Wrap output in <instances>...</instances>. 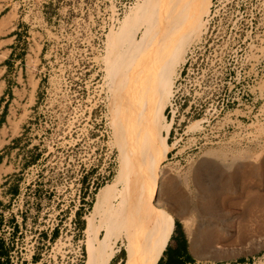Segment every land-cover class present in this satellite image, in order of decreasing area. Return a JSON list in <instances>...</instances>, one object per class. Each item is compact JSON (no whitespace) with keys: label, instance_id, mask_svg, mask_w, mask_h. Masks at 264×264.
<instances>
[{"label":"rangeland","instance_id":"obj_1","mask_svg":"<svg viewBox=\"0 0 264 264\" xmlns=\"http://www.w3.org/2000/svg\"><path fill=\"white\" fill-rule=\"evenodd\" d=\"M153 5L154 0H0V101L9 99L2 103L0 135L21 128L2 149L6 162L0 165V180L10 177V185L0 182L9 194L1 210L8 223L20 224L11 264H76L79 246L86 264L100 222L112 219L109 204L95 213L98 198L114 183L119 191L120 181L132 177L124 169L128 149L113 115L117 65L126 55L136 63V47L151 19L146 11ZM202 17L205 27L176 68L174 95L162 120L170 126V148L158 164L159 197L171 176L195 199L193 170L211 152L229 164L264 154V0H212ZM22 94L29 99H15ZM109 168L113 179L101 185ZM93 182L98 186L86 216L78 195L81 189L86 196ZM229 192L228 199L239 204H223L220 214L204 216L212 220L205 228L212 233L196 238L200 248L174 216L169 250L158 262L162 257L166 264L185 238L193 259L264 264V226L243 212L250 196L264 199V169L240 178ZM79 210L83 218L76 215L75 228L71 219ZM189 213L196 215L194 209ZM242 221L248 224L244 234ZM112 247L115 254L120 248L125 264L122 239Z\"/></svg>","mask_w":264,"mask_h":264},{"label":"bare ground","instance_id":"obj_2","mask_svg":"<svg viewBox=\"0 0 264 264\" xmlns=\"http://www.w3.org/2000/svg\"><path fill=\"white\" fill-rule=\"evenodd\" d=\"M211 4L212 0H154L153 8L146 11L151 19L136 47V63L132 55H126L117 65L113 115L128 149L124 169L131 170L132 177L120 181L123 188L119 191L114 183L98 198L95 213L109 204L108 213L113 217L100 222L88 244L86 264H110L115 255L112 245L119 239L126 251L125 264H157L173 233L174 216L194 236L195 249L202 247L196 238L206 239L212 233L205 229L212 220L204 216L220 214L223 204L238 205L228 199V192L240 178L259 175L264 169V154L243 155L229 164L225 157L211 152L193 170L195 199L171 176L166 177L163 197H159L158 164L170 148L169 123L162 124L164 112L174 95L176 68L186 62L189 43L201 35L206 24L202 16L210 12ZM150 151H155L154 155ZM117 191H125V195L119 197ZM244 207L246 216L255 217L264 226L262 197L250 196ZM190 209L196 215L189 213ZM240 224L244 234L248 224ZM102 229L103 238L99 237Z\"/></svg>","mask_w":264,"mask_h":264},{"label":"built area","instance_id":"obj_3","mask_svg":"<svg viewBox=\"0 0 264 264\" xmlns=\"http://www.w3.org/2000/svg\"><path fill=\"white\" fill-rule=\"evenodd\" d=\"M112 173H113V169L112 168H109L108 172L106 173V176H104L103 179H102L101 185L103 184V182L107 183L108 180L110 178H112V176H111ZM93 186H94V182L90 185V188L88 190L89 192H88V194L86 196H85V193H86L85 192L84 193V196L82 197L81 189H80L79 195H78V202L79 203L82 202L80 205L84 207V209H85V215L86 216H87V213H89V209L91 207V206L90 207L88 206V203L90 201V197H91V195H96L93 192L97 189L98 184H97L96 187H93ZM92 201L93 200H91V202ZM9 207H10V204H9L8 208ZM77 212H74V214L72 216V219H71V222L73 223V225H74L75 228L77 227V224H78V219H77V216H76V215H78ZM0 218L2 220L1 221V226H0V240L3 242L5 249H7L8 252H9L7 257H3L2 258V261L8 262L7 264H11L14 261L13 260V255H12L13 248H14V245H15V243L13 241L14 234L17 233L18 229L20 228V224H18L19 225L18 226L17 225L18 222H16V221H12L11 223H8V221L6 219V216H5V213H3V210H0ZM80 218H83V216L80 217ZM55 229H57V228H54L52 230L53 233H54ZM46 236L48 237V239H51L52 238V236L49 235L48 233H47ZM80 241L81 240H79V242ZM74 243H75V241H74ZM78 249L80 251V259L78 260V263H76V264H82V263H84V260H82L83 259V254L81 252V247L79 246ZM34 255H35V252H33L32 257H34ZM183 264H249V263L248 262H244L242 260H238V259H215V258H206V259H193L192 261H188V262H185Z\"/></svg>","mask_w":264,"mask_h":264},{"label":"crops","instance_id":"obj_4","mask_svg":"<svg viewBox=\"0 0 264 264\" xmlns=\"http://www.w3.org/2000/svg\"><path fill=\"white\" fill-rule=\"evenodd\" d=\"M7 96L5 95L2 99H1V106H0V126H2L3 123V116H2V113H3V108L4 106L2 105L3 102H7L9 99L6 98ZM30 97V94H22V97H18V98H15L16 100L19 99V100H24V99H29ZM6 99L5 101L3 99ZM21 127V126H20ZM20 131H21V128H19L18 130V134H14V132L12 131H7L6 134H2L0 135V141L3 142V145L2 147L0 146V165L5 163L6 162V157H4V152L5 150H2L6 145H8L10 143L11 140L15 139L16 137H19L20 136ZM14 142V141H13ZM12 143V142H11ZM10 177H7V178H3L2 177V180H0L1 183L5 182L7 185H10V181H8ZM2 189L3 188H0V201L2 202V204L0 205V210L1 208L4 206V203L6 202V199L9 198V194H7L6 192H2ZM167 249V248H166ZM119 251H120V248L119 250L116 252V254L114 255V257L112 258L110 264H114V262L116 261L115 264H123L124 263V260L122 257L119 256ZM165 252V251H164ZM165 254L166 253H163L162 254V257H165ZM119 256V259L117 260ZM161 257V258H162ZM163 259L162 258V262L161 264H164L163 263ZM123 260V261H122ZM159 263V262H158ZM166 264H168V262H166Z\"/></svg>","mask_w":264,"mask_h":264},{"label":"trees","instance_id":"obj_5","mask_svg":"<svg viewBox=\"0 0 264 264\" xmlns=\"http://www.w3.org/2000/svg\"><path fill=\"white\" fill-rule=\"evenodd\" d=\"M0 105H1V101H0ZM39 155L36 156L34 161H37ZM14 193L16 194L18 192V189H14L13 190ZM2 204V202L0 201V205ZM81 211H78L77 214L79 217H81ZM1 218H0V226H1ZM178 226H180V224H178ZM81 227L82 229L85 228V222L84 220L81 222ZM58 234V230L55 229L54 231V235L56 236ZM169 250V248L167 247V249L165 250L164 253L167 254V251ZM126 251H124L125 253ZM8 250L5 249L3 242L0 240V264H7L8 262H4L2 261L3 257H7L8 256ZM193 258L191 257V255L188 254V243L187 240L184 238L182 240H180L177 248H175L174 250H172V255L168 256V264H183L185 262L188 261H192ZM162 262V258L160 259L158 264H161Z\"/></svg>","mask_w":264,"mask_h":264}]
</instances>
